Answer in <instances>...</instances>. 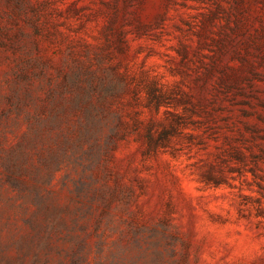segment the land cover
Masks as SVG:
<instances>
[{
  "label": "rangeland",
  "instance_id": "1",
  "mask_svg": "<svg viewBox=\"0 0 264 264\" xmlns=\"http://www.w3.org/2000/svg\"><path fill=\"white\" fill-rule=\"evenodd\" d=\"M0 264H264V0H0Z\"/></svg>",
  "mask_w": 264,
  "mask_h": 264
}]
</instances>
